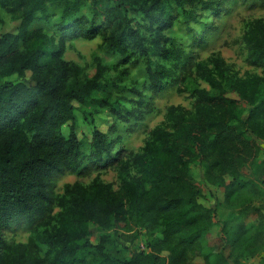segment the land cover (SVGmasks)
I'll use <instances>...</instances> for the list:
<instances>
[{"label":"trees","instance_id":"trees-1","mask_svg":"<svg viewBox=\"0 0 264 264\" xmlns=\"http://www.w3.org/2000/svg\"><path fill=\"white\" fill-rule=\"evenodd\" d=\"M49 1L63 5L64 27L75 35L90 39L100 29L92 21L85 27L75 17L81 0H0L20 12L18 32L0 36V80L27 72L31 80L28 85L0 81V264H163L165 258L159 255L163 251L167 264H189L201 250L200 237L215 224L214 210L197 201L202 190L189 174V165H203L204 179L223 188L225 203L243 186L245 164L264 167V159H259L264 141V19L251 21L243 36L251 63L263 67L261 75L238 76L220 56L211 55L197 65V72L213 92L193 87L190 110L170 105L141 151L126 160L116 159L117 189L95 177L88 185L65 184L56 194L54 176L74 170L81 161L75 104L83 111L82 105L93 98L103 67L81 79L80 68L62 58V43H54L41 29L29 33L35 14L44 12ZM115 1L117 11L130 4L161 22L160 14L151 13L160 0ZM174 1L182 5L186 0ZM116 24V32L105 40L108 48L124 53L131 44L146 58L155 50L173 58L164 46L148 47L145 35L124 15ZM157 74L150 73L156 89L162 82ZM91 144L106 163L113 159L105 133L93 130ZM54 208L58 210L53 212ZM21 218H41L39 228L25 243H7L3 228ZM232 221L236 218L225 217L220 231L222 244L234 248L245 230L240 224L229 225ZM133 223L147 234L150 251L118 254L111 237L118 228L123 231L119 236H128L124 231ZM93 227L97 243L90 239ZM255 239V247H264V235L256 233ZM201 255L203 264L228 260L221 252L213 258L210 253ZM232 263L240 264L237 259Z\"/></svg>","mask_w":264,"mask_h":264},{"label":"rangeland","instance_id":"rangeland-1","mask_svg":"<svg viewBox=\"0 0 264 264\" xmlns=\"http://www.w3.org/2000/svg\"><path fill=\"white\" fill-rule=\"evenodd\" d=\"M81 1L83 6L75 17L80 18L85 27H89L90 21L100 27L93 38L77 36L64 27L63 5L59 2H47L44 12H37L28 27L29 33L41 29L54 43H62V58L80 68L81 79L92 77L99 66L103 67L100 85L93 98L82 105L83 111L77 109L79 105L75 104L81 161L74 170L54 176L53 189L56 194L63 192L65 184L78 182L88 185L95 177L111 183L117 189L119 162L116 159L126 160L139 153L151 130L163 123L170 105H180L190 110L193 106L190 95L193 87L199 86L213 92L197 72V65L211 55L220 56L238 76L263 73V67L251 63L243 36L251 21L264 19V0H214L212 3L208 0H186L182 5L174 0H160L151 13L160 14L158 19L161 22L154 16L144 15L139 8L130 4L117 11L114 8L117 5L115 0ZM122 15L145 35L148 47L164 46L173 58L168 60L165 58L168 53L166 55L157 50L150 51L146 58L131 44L124 53L108 48L105 40L116 32V21ZM19 25L20 12L12 5L0 4V36L4 33L16 34ZM151 71H156L157 79L162 81L158 89L151 84ZM29 76V72L24 77L14 73L0 81H22L28 85L31 84ZM230 96L236 97L235 94ZM104 99L112 104H105ZM93 130L105 133L112 145L110 155L113 159L107 163L91 144ZM67 132L65 124L62 133L66 136ZM260 145L262 151L259 159H264V141ZM188 172L202 190L197 201L212 208L215 215V224L200 237L201 250L193 254L189 264H203L202 252L210 253L212 258L219 252L228 255L225 264H233V259L240 264H254L259 258L264 259V247L254 246L256 233L264 235V167L245 164L241 177L243 186L228 203L224 202L222 187L206 182L202 164H190ZM57 210L54 208L53 212ZM227 216L236 218L229 225L240 224L244 227L245 234L241 236L238 247L222 244L220 228ZM40 219L11 220L3 228L2 236L9 244L25 243L32 230L39 228ZM129 229L128 232L124 231L128 235L126 237L119 236L123 232L119 228L116 229L118 234L111 237L118 254L128 256L131 250L148 253V236L144 230L134 223ZM93 230L90 239L97 243L98 232L94 227ZM135 234L138 236L131 240ZM159 255L165 258L163 264H167V252Z\"/></svg>","mask_w":264,"mask_h":264},{"label":"crops","instance_id":"crops-1","mask_svg":"<svg viewBox=\"0 0 264 264\" xmlns=\"http://www.w3.org/2000/svg\"><path fill=\"white\" fill-rule=\"evenodd\" d=\"M254 264H264V259L259 258Z\"/></svg>","mask_w":264,"mask_h":264}]
</instances>
